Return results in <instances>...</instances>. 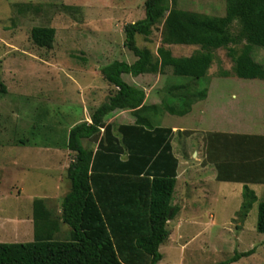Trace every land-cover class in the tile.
Here are the masks:
<instances>
[{"label":"rangeland","instance_id":"obj_1","mask_svg":"<svg viewBox=\"0 0 264 264\" xmlns=\"http://www.w3.org/2000/svg\"><path fill=\"white\" fill-rule=\"evenodd\" d=\"M145 2L0 0V81L8 88V94L0 101V243L34 241L32 196L35 192L28 180L27 152H34L35 162L40 166L46 164L47 156L37 148L54 145L79 121L91 119L95 109L115 94L116 88L104 79L102 69L115 61L132 64L137 60L125 46V27L146 17ZM170 7L222 17L226 14L227 0H171ZM35 27L56 30L51 49L35 45L31 38ZM137 43L150 49L157 58L158 48L164 45L163 25L156 27L148 38L138 35ZM166 47L175 57H189L203 51L200 46ZM231 49L239 54L242 46L226 43L210 50L214 63L208 77L196 86L198 91L207 89L209 97L197 102L183 117L167 113L164 107L170 104L184 108V103L175 96L174 87L187 80L174 76L171 69L165 74L124 75L127 83L145 91L149 106L160 108L157 124L164 122L197 130L194 139H188L184 133L177 138V152L184 158H191L188 152L191 146H198L205 136L206 142L221 143L222 154L226 150V162H233L235 148L244 137L223 132L210 135L207 131H233L240 124H249L256 131L264 125V80L235 77ZM253 56L264 64V48L255 47ZM135 121L132 113L119 116L114 122L116 133L119 125ZM20 140L25 141L24 145ZM85 145L95 146L89 141ZM185 166L174 196V204L184 208L181 216H186L188 211ZM211 172L209 168L208 174ZM213 187L228 192L231 189L229 185L216 183ZM240 202V198L233 197L206 206L208 211L215 212V219H210L206 210L205 222L209 228L203 235L197 234L198 229H187L193 235H178L170 224L171 234L176 233V237L160 248L163 259L159 264H218L237 252L252 249V257L234 264H264V234L256 229L259 204L250 212L246 230L242 232L239 212H235Z\"/></svg>","mask_w":264,"mask_h":264},{"label":"trees","instance_id":"obj_2","mask_svg":"<svg viewBox=\"0 0 264 264\" xmlns=\"http://www.w3.org/2000/svg\"><path fill=\"white\" fill-rule=\"evenodd\" d=\"M171 0H146V17L125 27V46L137 60L115 61L102 69L104 79L116 88L108 101L97 107L91 122L74 125L54 143L75 154L67 170L71 183L63 198L61 214L46 206L44 199L33 203L35 238L27 243H0V264H159L160 248L171 236L169 222L178 214L173 204L179 160L173 151L174 132L157 124L158 106H149L146 93L124 80V75H173L187 80L175 96L183 109L165 105L167 113L186 116L203 101L208 90L198 91L207 78L216 50L226 43L242 46L235 61V77L264 80V64L253 56L255 47L264 48V0H227L225 16L172 9ZM163 25V46L158 57L137 43ZM237 31L234 32L233 28ZM31 38L40 48L51 49L56 30L35 27ZM200 46L189 57H175L167 45ZM195 86V87H194ZM8 88L0 81V101ZM117 111H131L134 124L107 123ZM85 141L97 145L86 147ZM23 140L19 143L24 145ZM238 213L242 222L258 202L245 186ZM68 228L65 230V228ZM257 231L264 234V201L259 203ZM254 251L235 253L218 264H234Z\"/></svg>","mask_w":264,"mask_h":264},{"label":"crops","instance_id":"obj_3","mask_svg":"<svg viewBox=\"0 0 264 264\" xmlns=\"http://www.w3.org/2000/svg\"><path fill=\"white\" fill-rule=\"evenodd\" d=\"M208 97L209 96L203 101H206ZM205 110L206 108L204 106L203 113ZM128 113H131V111H117L107 119V123H114L119 116L127 115ZM86 119L87 120L85 121L91 122L90 118ZM83 121H79L78 123ZM159 126L170 128L174 132L172 141L173 151L179 160L177 183H179L181 179L182 168L186 165L187 195L185 200L188 204L187 215H180V213L184 211L182 210L184 208L180 209L178 205L174 204L173 200V204L178 207L179 211L178 215L169 222V226L170 224L173 225L174 230H176L178 235H183L184 233L186 235H193V232H188L187 229H198L197 234L203 235L204 231L209 228V223L205 222L206 216L204 215L207 210L206 206L211 205L214 202L219 204L221 201H225L228 198H240V207L235 211L238 213L244 201L243 192L245 186H248L255 192L258 197V202L256 204L264 201V125L261 126L262 128L258 126L256 131L249 124L237 125V128L233 131H207L206 134L210 135H219L223 132L225 135L228 133H234L241 134L244 137L237 148H235V160L229 163L226 162L227 159H225L226 150L224 151V154H222L223 146L221 143H217L215 140L206 142L205 136H203V140L206 143L202 142V140L201 143H198V146L193 144L191 150H187L190 153L191 158L180 156L177 152V138L181 133H184L188 136V139H194L197 130L179 128L178 125H168L166 123L164 124V122H162V125L159 124ZM96 146L97 145H95L94 148H96ZM37 149L41 154H45L48 160L46 164L40 166V163L35 162L34 152H27V170L28 172L30 171L28 180L30 181L32 190L35 192L32 196L33 203L36 199H44L46 206L50 210L56 214H61L63 198L71 189V183L67 177V170L73 162L75 154L58 145H50ZM38 161L44 160L38 159ZM209 168H212V172L208 174ZM36 171L38 174H36ZM223 171H225V174ZM215 183L218 184V186L229 185L231 189L228 192L224 191L222 188H212V184L215 186ZM207 212L210 219H215L214 211L207 210ZM248 217L244 222H239L240 227L243 228L242 232H245L246 230ZM32 220L34 225V217ZM200 225L202 227H200ZM67 229L68 228L66 227L65 230ZM176 233L174 234L172 232L170 239H175ZM252 256L253 255H251V257ZM244 259L240 262L245 261Z\"/></svg>","mask_w":264,"mask_h":264}]
</instances>
